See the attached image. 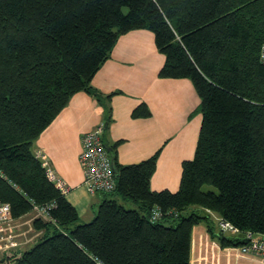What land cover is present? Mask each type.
<instances>
[{
  "label": "trees",
  "instance_id": "trees-1",
  "mask_svg": "<svg viewBox=\"0 0 264 264\" xmlns=\"http://www.w3.org/2000/svg\"><path fill=\"white\" fill-rule=\"evenodd\" d=\"M140 29L165 56L159 77L188 78L200 97L195 154L176 192L150 187L160 150L114 163L115 190L80 222L32 145L75 93L97 96L92 78L118 38ZM262 44L264 0H0V200L12 218L54 204L33 220L37 242L0 262L189 264L200 223L222 247L248 245L249 231L264 235ZM207 209L239 232H223Z\"/></svg>",
  "mask_w": 264,
  "mask_h": 264
},
{
  "label": "crops",
  "instance_id": "crops-1",
  "mask_svg": "<svg viewBox=\"0 0 264 264\" xmlns=\"http://www.w3.org/2000/svg\"><path fill=\"white\" fill-rule=\"evenodd\" d=\"M164 62L153 32L140 29L121 35L91 80L97 96L75 93L34 141V155L45 156L46 167L68 187L65 197L80 222L92 220L105 197L88 191L80 162L83 135L101 124L102 140L114 163L137 164L160 150L150 187L179 189L182 163L194 157L199 137L200 97L188 78L159 77ZM138 107L148 113L135 117ZM35 217L33 208L12 218L3 234L12 235L17 245L0 251V260L19 256L37 242L42 233L33 227ZM189 264H264V259L240 247H222L200 223L192 230Z\"/></svg>",
  "mask_w": 264,
  "mask_h": 264
},
{
  "label": "built area",
  "instance_id": "built-area-1",
  "mask_svg": "<svg viewBox=\"0 0 264 264\" xmlns=\"http://www.w3.org/2000/svg\"><path fill=\"white\" fill-rule=\"evenodd\" d=\"M260 61L264 64V44L260 49ZM104 125L101 124L95 129L85 133L82 138V150L80 154V162L84 169L85 183L88 191L91 194L95 192L111 193L116 188V174L113 170V160L110 157L106 145L102 140V132ZM42 164L46 170L48 180L58 188L63 194L68 191V187L60 181L54 172L46 167L44 162L45 156H41ZM54 206L53 203L46 205H34V211L36 217L46 219L48 216V210ZM208 213H211L213 218L217 221L219 227L223 232L230 234H236L239 232L238 228L230 222L223 220L221 217L214 215L209 209ZM161 216V210L155 208L153 210L152 218L157 219ZM12 220L11 208L8 203L0 200V251H9L17 245L13 236L10 234L4 235L3 232L9 226ZM246 237L249 240V244L240 247L243 253H252L264 259V235L259 233H253L251 231L246 233ZM0 264H4L0 262Z\"/></svg>",
  "mask_w": 264,
  "mask_h": 264
},
{
  "label": "rangeland",
  "instance_id": "rangeland-1",
  "mask_svg": "<svg viewBox=\"0 0 264 264\" xmlns=\"http://www.w3.org/2000/svg\"><path fill=\"white\" fill-rule=\"evenodd\" d=\"M202 189L204 191H207V190H215V187H213L212 185H209V184H205V185H203ZM206 212H207V210H206Z\"/></svg>",
  "mask_w": 264,
  "mask_h": 264
},
{
  "label": "water",
  "instance_id": "water-1",
  "mask_svg": "<svg viewBox=\"0 0 264 264\" xmlns=\"http://www.w3.org/2000/svg\"><path fill=\"white\" fill-rule=\"evenodd\" d=\"M113 170H114V173L117 175L118 172H117V169L115 168V164H114V162H113ZM219 235L222 236V235H223V232L220 231V232H219Z\"/></svg>",
  "mask_w": 264,
  "mask_h": 264
}]
</instances>
